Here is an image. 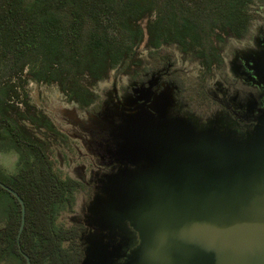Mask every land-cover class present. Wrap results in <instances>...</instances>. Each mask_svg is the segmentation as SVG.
I'll list each match as a JSON object with an SVG mask.
<instances>
[{"label":"rangeland","instance_id":"obj_1","mask_svg":"<svg viewBox=\"0 0 264 264\" xmlns=\"http://www.w3.org/2000/svg\"><path fill=\"white\" fill-rule=\"evenodd\" d=\"M250 9L249 33L225 39L223 63L213 66V73L199 59L168 48L171 70L191 83L184 91L154 76L155 92L142 96L145 89L129 74L110 70L97 84L87 74L78 77L95 94L85 105L71 80L35 79L28 67L9 73L1 62L6 72L0 83L14 85L7 95L9 115L23 113L37 121V114L47 116L58 130L47 149L54 169L80 185L73 209L56 221L71 242L78 235L79 264H226L204 254L186 259L164 253L163 240L179 231V224L175 232L166 229L177 214H188L199 203L210 205L213 189L225 188L242 205L250 203L252 187L264 192V167L253 179L238 180L264 159V0H254ZM148 18L141 20L144 27ZM146 43L147 34L137 48L140 58L148 53ZM26 126L38 136L46 131L30 122ZM17 159L15 152L0 149L5 171L16 172ZM232 203L227 201L229 214ZM37 215L32 218L39 224ZM196 215L199 211L189 223ZM5 221L1 225L13 235L20 222ZM238 225L228 238L242 233L241 220ZM62 247H70V241H62Z\"/></svg>","mask_w":264,"mask_h":264},{"label":"trees","instance_id":"obj_2","mask_svg":"<svg viewBox=\"0 0 264 264\" xmlns=\"http://www.w3.org/2000/svg\"><path fill=\"white\" fill-rule=\"evenodd\" d=\"M253 1L0 0V66L5 61L9 73L28 67L35 79L71 80L77 99L85 105L94 102L95 94L79 84L78 77L87 74L97 84L110 70L129 74L141 87L154 84V76H164L184 91L191 83L171 70L168 48L186 59H199L213 73V66L223 63L225 39L249 33ZM147 16L144 27L141 20ZM146 34L148 53L140 58L137 48ZM5 72L0 70V78ZM13 87L0 83V149L17 154V171L9 173L0 165V180L17 190L26 205L22 249L33 264H79L77 236L72 243L69 235L60 234L56 221L62 211L73 209L80 185L54 169L47 149L51 133L58 130L47 116L37 114V121L23 113L18 118L9 115L7 95ZM29 122L46 131L38 136L26 126ZM36 212L39 224L32 218ZM12 217L20 222V203L0 186V261L7 253L15 261L23 259L17 253L18 229L9 235L1 225L6 219L10 225ZM64 240L70 247H62Z\"/></svg>","mask_w":264,"mask_h":264},{"label":"water","instance_id":"obj_3","mask_svg":"<svg viewBox=\"0 0 264 264\" xmlns=\"http://www.w3.org/2000/svg\"><path fill=\"white\" fill-rule=\"evenodd\" d=\"M260 167H264V159H258L255 162L254 168H250L249 177L244 172L240 173L238 176L239 183L253 179L252 176L258 175L257 170ZM0 186L13 194L20 203L21 220L17 232L18 245L20 252L30 264V258L21 249L19 239L26 223L24 199L17 190L1 180ZM213 192L212 197L208 200L209 206L203 207L202 203H199L190 213L187 214L182 211V213L177 214L176 223L169 224L166 229L175 232L176 224H179V231L171 233L168 238L163 240V252L182 255L186 259L198 254L215 256L218 259L226 260V264H264V192L260 193L258 189L252 187L250 192L252 195L249 193L247 195L250 198L248 205L235 202L232 197L234 193L229 194L223 187L218 190L213 189ZM189 200L192 199H185L184 201L187 203ZM230 200L234 202L230 207L232 214H229V208L226 206L227 201ZM254 202L258 205L252 204ZM201 210L204 211L202 214L200 213ZM196 211H199V215H196L194 221L189 223V218ZM240 220L244 225V230L240 235L228 238L227 234L230 233V230L239 228L238 222Z\"/></svg>","mask_w":264,"mask_h":264},{"label":"flooded vegetation","instance_id":"obj_4","mask_svg":"<svg viewBox=\"0 0 264 264\" xmlns=\"http://www.w3.org/2000/svg\"><path fill=\"white\" fill-rule=\"evenodd\" d=\"M154 86H155V83L154 84H152V83H150V84H148V85H146V86H142V87H140L141 89L142 88H144L145 89V92L143 93V95L142 96H146V94L148 93V91H150L149 93L152 95L155 91H154ZM136 89V88H135ZM149 89V90H148ZM243 106H244V103H243ZM184 111H187V110H184ZM78 236V235H77ZM3 238H5V236H3ZM15 239H16V243H17V245H16V247H17V253L18 254H20V255H22V257H23V259H21V261L19 260H13L14 258L11 256V254L10 253H7L6 254V257L7 258H4V263L5 264H18V262L19 263H22V264H28V261H27V259H26V257L20 252V248H19V245H18V236L16 235V237H15ZM20 246H21V249H22V243H21V236H20ZM23 250V249H22ZM24 251V250H23ZM25 252V251H24ZM28 256H29V258H30V264H33L32 263V257H31V255L29 254V253H27V252H25ZM79 253H80V258H81V252H80V250H79ZM78 253V254H79ZM42 255H43V253H41ZM10 259H9V258ZM65 259V258H64ZM1 262V261H0ZM39 264H41V261H39ZM65 264H68V262H66L65 261Z\"/></svg>","mask_w":264,"mask_h":264}]
</instances>
